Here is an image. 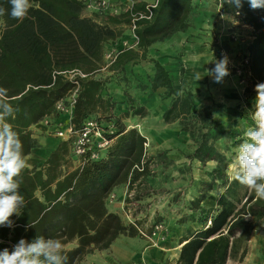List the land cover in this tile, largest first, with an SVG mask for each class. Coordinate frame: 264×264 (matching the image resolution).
<instances>
[{
	"label": "trees",
	"instance_id": "1",
	"mask_svg": "<svg viewBox=\"0 0 264 264\" xmlns=\"http://www.w3.org/2000/svg\"><path fill=\"white\" fill-rule=\"evenodd\" d=\"M203 1H213L220 15L235 17L242 26L251 28L244 55L247 65L243 67H249L250 87L254 88L264 81V9H250L247 0L239 15L234 7L223 5V0H153L155 6L149 10L151 3L136 0L120 13L114 11L113 1L92 0L95 5H106L90 11V15L86 14L90 0H32L33 6L23 20L0 17V87L8 89V101L19 109L9 122L18 132L25 154L36 146L29 128L63 116L56 105L67 103L66 98L75 90L69 122L72 130H81L92 119L110 142L98 160L83 159L71 170L70 138L61 141L39 168L26 169L21 191L27 208L21 216L12 217L14 227H0V251H11L21 238L31 241L40 234L61 239L68 264H79L94 251L109 249L120 237L140 236L141 224L123 223L119 215L108 210L106 199L114 188L126 182L132 187L147 175L148 167L141 172L136 169L141 166L146 139L137 129H127L119 120H112L115 103L105 94L106 80L96 79L94 74L106 66L102 61L104 45L117 41L124 29L134 26L131 31L136 47L118 52L105 67L122 75L129 63L145 61L154 44L185 33L197 3ZM0 6L10 9L8 0H0ZM213 43L217 46L216 40ZM149 61L155 71L151 91L164 88L166 96L173 97L162 113V122L194 120L192 94L183 91L175 95L164 67L154 59ZM70 72L85 77L70 80ZM129 109L133 116L145 117L148 113L143 106L131 105ZM225 113L230 119L251 123L248 113L239 106L225 108ZM198 120V127L193 123L188 131L184 129L195 141L190 158L216 164L191 202V213L179 220L181 225L194 224L197 228L189 226L180 240L175 264L241 262L251 235L264 221V200L227 177L225 170L231 161L214 145L222 132L212 126L211 107H203ZM236 135L232 129L230 136ZM240 143L241 139L236 141V145ZM205 201L213 206H203ZM30 222L34 227H28Z\"/></svg>",
	"mask_w": 264,
	"mask_h": 264
},
{
	"label": "rangeland",
	"instance_id": "2",
	"mask_svg": "<svg viewBox=\"0 0 264 264\" xmlns=\"http://www.w3.org/2000/svg\"><path fill=\"white\" fill-rule=\"evenodd\" d=\"M90 1L89 11H86L88 15L90 11L96 9L95 4ZM139 1L153 2V0ZM109 2L113 3L114 11L120 13L136 0H109ZM218 12L219 8L213 1L198 2L187 31L154 44L149 49L145 61L129 63L123 75L109 71L104 66L94 74L96 79L106 80L105 94L115 103L111 112L112 120H119L127 129H137L146 139L139 169L142 171L144 166L148 167L147 175L132 187L127 182L120 185L125 187L120 196L113 192V189L106 199V205L109 207L108 210H115L117 215L120 214L123 223H140L138 238L153 247H161V243L168 240L180 244L189 226L197 228L194 224L181 225L179 220L191 213V202L199 192L201 183L208 182V174L216 164L213 161L202 164L190 158L196 146L187 131L191 124L195 123L196 127L200 124L198 120L200 110L203 107H211L212 126L222 132L214 145L231 161L225 170L229 180H232V172L235 168V152L238 147L236 141L241 139V143L243 142V130L249 125L242 120L230 119L225 113V108L239 106L247 113L252 108L255 91L250 87L252 83L249 67H243L247 65L245 64L247 57L244 55L245 48L251 41V30L242 26L235 17L220 15ZM132 40L131 29H124L117 41L104 45L103 63H106L105 55L108 51L127 49L133 43ZM214 40L217 41V46L214 45ZM225 54L229 58L230 75L225 77L222 83H216L208 76L207 70L214 67V64L209 62L214 59L219 60ZM149 59L158 61L167 71L175 95L183 91L192 94L194 120L189 118L182 124L179 121L171 124L162 122V113L168 108L173 97H167L164 88L151 91V79L155 71ZM197 72L204 76L199 81L195 79ZM248 88L249 91L246 93ZM250 91L254 92L250 93ZM131 105L143 106L148 112L147 115L133 116L129 109ZM104 115L100 114V116ZM63 117L66 123L67 118L64 115ZM45 121H48V124ZM42 122L46 128L51 125L49 120ZM232 129L238 134L233 138L230 136ZM52 131L51 133L47 131L46 134L43 129L45 135L42 136L61 140L55 136L54 129ZM202 205L213 206L209 201H205ZM156 219L161 220L158 223L162 224L164 234L152 239L149 237L152 226L157 224L154 221ZM130 220L132 222H129ZM141 233L145 235L142 236ZM263 248L264 221L258 231L251 235L244 259L241 262L228 260V264L260 261L262 259L253 258V252L254 249L260 252L259 250ZM260 253L264 259V254ZM85 257L81 261L83 264H93L91 261H86Z\"/></svg>",
	"mask_w": 264,
	"mask_h": 264
},
{
	"label": "clouds",
	"instance_id": "3",
	"mask_svg": "<svg viewBox=\"0 0 264 264\" xmlns=\"http://www.w3.org/2000/svg\"><path fill=\"white\" fill-rule=\"evenodd\" d=\"M244 0H223V5L234 7L236 15ZM10 9L0 6V17L5 15L23 20L32 8V0H8ZM250 9H264V0H247ZM214 67L207 70L214 82L222 83L230 75L229 58L223 55L214 59ZM199 72L195 74L201 80ZM255 97L248 110L251 123L243 130L244 140L235 152V168L232 179L254 192L258 200H264V82L254 87ZM8 89L0 87V227H14L12 217L21 216L27 201L21 191L22 173L30 167L18 132L9 122L19 110L7 99ZM28 227H34L30 222ZM0 264H68L64 244L59 238L38 234L31 241L21 238L11 251H0Z\"/></svg>",
	"mask_w": 264,
	"mask_h": 264
},
{
	"label": "crops",
	"instance_id": "4",
	"mask_svg": "<svg viewBox=\"0 0 264 264\" xmlns=\"http://www.w3.org/2000/svg\"><path fill=\"white\" fill-rule=\"evenodd\" d=\"M249 29L251 30V28ZM63 122H65V119L63 116H60L57 120H51V125L47 126V128L43 125L42 121L29 128L32 133V138L36 142V146L31 149L30 153L27 155L30 163V167L28 169L39 168L48 158L50 153L57 148L61 141H63L57 139L52 140L46 136H42L45 135L42 130L44 129L46 134L47 131L48 133H51L53 132L52 130L57 127V124ZM72 161L74 167H72L71 170L75 168L77 163L75 162L74 157L72 158ZM124 190V186H118L114 188L113 192L120 196ZM109 211L113 213L116 212L115 210ZM118 215L120 216V214ZM160 246L161 247L150 246L147 242L138 237H122L117 239L109 249L99 252L94 251L87 255L85 260L91 261L93 264H138L140 262H144V264H175L181 247L179 242L175 244L174 240H168L161 243ZM259 251L264 254V248ZM260 252H258L257 249H254L253 258H259L262 260L253 263L246 262L244 264H264V259ZM255 254H257V256H255ZM228 263L229 261L227 264ZM81 264L83 263L81 262Z\"/></svg>",
	"mask_w": 264,
	"mask_h": 264
},
{
	"label": "built area",
	"instance_id": "5",
	"mask_svg": "<svg viewBox=\"0 0 264 264\" xmlns=\"http://www.w3.org/2000/svg\"><path fill=\"white\" fill-rule=\"evenodd\" d=\"M106 2H101V4L95 5V7H102L105 6ZM90 6V5H89ZM155 6V2L151 3L147 6V9L153 8ZM132 31L134 29V26L131 27ZM136 37L133 35V43L127 47L129 48H135L136 47ZM125 50V49H124ZM120 52L117 50H110L105 55L106 60V68L114 61L116 54ZM70 80H73L76 76H79L81 78L85 77V75L77 72H70L67 74ZM75 93L76 90L73 91L69 97L66 98L67 103H64V101L59 102L56 105V110L61 113V115L66 116L67 120L66 123H59L57 124V127L54 129V134L56 137L60 138L63 141H66L70 138L73 139L72 141V155L76 159L77 164H82L83 159L88 160H98L101 156V153L104 152L109 146L110 142L107 141L102 136V131L99 127V124L97 121L89 119L87 120L81 130L79 131H73L69 122L72 117V107L75 101ZM46 124H48V121H45ZM139 171L141 169L137 168ZM127 217V216H126ZM129 217V216H128ZM133 217L132 214L130 216ZM129 222H132L130 220ZM164 229L162 224L157 223L156 225L152 226L151 228V235L149 238L156 239L163 235ZM142 236L145 234L141 233Z\"/></svg>",
	"mask_w": 264,
	"mask_h": 264
}]
</instances>
